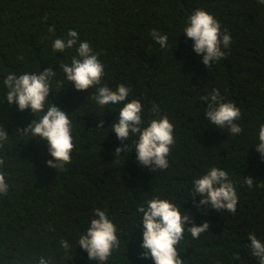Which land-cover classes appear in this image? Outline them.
Segmentation results:
<instances>
[{"label":"trees","instance_id":"trees-1","mask_svg":"<svg viewBox=\"0 0 264 264\" xmlns=\"http://www.w3.org/2000/svg\"><path fill=\"white\" fill-rule=\"evenodd\" d=\"M196 9L213 15L232 37L223 49L227 57L208 68L183 34ZM153 29L168 36L166 50L151 38ZM69 30L98 54L105 68L102 83L112 89L130 86L128 100L142 103L145 122L158 118L150 112L155 103L159 115L174 124L166 170L139 164L132 140L129 150L115 153L122 145L111 124L122 105L101 107L92 99L95 88L77 91L67 81L60 63L70 64L76 48L55 53L52 43ZM49 66L57 73L49 100L69 115L75 145L71 164L58 170L47 166L53 158L46 141L19 134L43 113L36 117L30 109L21 112L8 104L3 85L10 73H38ZM213 88L241 109L239 135L205 118L207 104L200 97ZM261 123L264 5L258 0H0V126L9 135L0 152L6 157L0 171L9 184L8 194L0 195V264H38L41 255L54 264H100L77 246L96 208L108 213L121 241L107 264H154L140 258L142 214L137 212L153 197L180 206L196 226L210 225L198 239L185 230L177 245L184 264H258L248 234L264 243V187H255L264 183V160L255 146ZM212 167L227 170L234 182L235 214L197 208L200 196L192 200L193 181ZM244 176L254 180L252 189L243 184ZM61 240L72 245L67 254Z\"/></svg>","mask_w":264,"mask_h":264},{"label":"clouds","instance_id":"clouds-1","mask_svg":"<svg viewBox=\"0 0 264 264\" xmlns=\"http://www.w3.org/2000/svg\"><path fill=\"white\" fill-rule=\"evenodd\" d=\"M258 3L264 5V0H258ZM48 31L54 33V26L49 27ZM183 34L193 41V51L202 55V63L207 68L213 62H218L228 55L223 49L229 48L232 41L231 35L227 29L221 31L219 21L203 9L194 10L187 18ZM150 35L160 45L161 50L167 49L166 34L153 29ZM74 47L76 55L71 58V63H60V70L65 74L67 81L73 84L77 91L95 88L96 94L92 99L101 107L122 105L117 122L111 124L112 131L122 145L116 148L115 153L129 150L130 145L127 141L132 140V147H134L132 151L136 152L139 164L154 172L166 170L169 167L168 157L171 148L175 144L174 124L170 122L167 115H159L161 109L155 103L150 112L158 118L145 122L142 103L137 99L128 100L131 93L130 86L122 83L112 89L102 83L105 76L104 65L89 42L80 41L77 31L69 30L66 37L57 38L52 43V50L55 53H64ZM19 59L24 58L21 56ZM56 74L52 66L38 73L20 75L10 73L3 80V85L7 89L8 104H15L21 112L30 109L36 117L43 113L39 119L32 120L25 129L20 130L19 134L39 137L46 141L48 152L53 158L47 161V166L58 170L71 164L75 145L69 115L49 100L52 79ZM62 83V81L57 82L60 86ZM200 99L207 104L205 118L216 128L227 129L232 135H239L243 131L237 123L242 116L241 109L234 102L225 101L218 88H213L207 96H201ZM103 124L104 121L101 119L99 121L101 129ZM8 141L9 135L0 126V152L4 151ZM255 146L261 159L264 160V123L259 126L258 142ZM5 159L4 155H0V168L5 166ZM243 184L252 189L254 180L244 176ZM255 187H264V183ZM8 192L9 184L5 172L0 171V195L6 196ZM192 196L194 203L196 196L201 197L196 205L197 208L210 206L218 212L227 210L232 214L236 213L239 197L227 170L212 167L196 178L192 185ZM137 212L142 214L139 227L142 228L140 247L143 251L140 253V258H151L154 264H184V260L179 256L177 245L184 239L185 230L193 239H198L210 227L208 222L196 226L192 217L182 213L180 206L159 197H153L144 205H138ZM190 223L191 227L188 226ZM117 232L118 229L108 213L96 208L94 218L90 220L86 231L80 235L77 246L87 252L88 259L107 264L113 251L121 247ZM248 239L251 254L258 259V264H264V243L257 239L254 233H249ZM60 247L64 249L65 254L72 249L68 240H61ZM233 259H240V254L236 253ZM38 264H54V260L41 255Z\"/></svg>","mask_w":264,"mask_h":264}]
</instances>
